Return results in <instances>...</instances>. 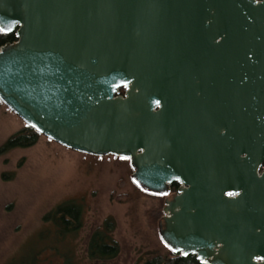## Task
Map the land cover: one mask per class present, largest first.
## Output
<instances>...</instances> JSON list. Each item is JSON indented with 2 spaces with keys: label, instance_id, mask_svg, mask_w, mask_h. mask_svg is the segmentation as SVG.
Listing matches in <instances>:
<instances>
[{
  "label": "water",
  "instance_id": "water-1",
  "mask_svg": "<svg viewBox=\"0 0 264 264\" xmlns=\"http://www.w3.org/2000/svg\"><path fill=\"white\" fill-rule=\"evenodd\" d=\"M0 30L17 36L0 46L12 112L129 158L137 185L169 194L175 253L264 264V0H0Z\"/></svg>",
  "mask_w": 264,
  "mask_h": 264
},
{
  "label": "rangeland",
  "instance_id": "rangeland-1",
  "mask_svg": "<svg viewBox=\"0 0 264 264\" xmlns=\"http://www.w3.org/2000/svg\"><path fill=\"white\" fill-rule=\"evenodd\" d=\"M25 125L0 101V146ZM133 171L121 157L74 151L45 136L33 146L0 155V264L19 263L30 251L37 252L38 263L58 260L59 254L44 248L39 236L48 227L44 216L71 199L83 206V245L95 227L112 217L121 246L117 264H136L147 252L160 249L157 227L146 213L160 200L136 188Z\"/></svg>",
  "mask_w": 264,
  "mask_h": 264
},
{
  "label": "trees",
  "instance_id": "trees-1",
  "mask_svg": "<svg viewBox=\"0 0 264 264\" xmlns=\"http://www.w3.org/2000/svg\"><path fill=\"white\" fill-rule=\"evenodd\" d=\"M17 40L16 32L5 33L0 30V46ZM124 89L121 90L123 94ZM42 134L35 128L25 125L13 133L1 146L0 155L16 148H27L36 144ZM130 161L129 158L121 157ZM132 167V166H131ZM4 178L11 179L13 174H4ZM132 183L144 195L155 197L160 200L157 207L149 209L148 222L157 227L159 233V219L164 214L163 202L169 194L159 195L149 192L137 185L133 178ZM178 184H173L171 192H176ZM83 206L74 199L64 201L44 216L48 227L40 232L39 239L44 243V248H52L59 254L58 260H50L48 263H38L34 258L37 252L30 251L27 259L15 264H117L121 246L115 236L116 223L112 217L107 218L101 225L95 227L88 235L84 245L80 243V229L83 227ZM162 247L144 254L136 264H202L195 255L182 256L171 250L161 239ZM60 245H64L62 250ZM40 249V248H39ZM14 264V263H13Z\"/></svg>",
  "mask_w": 264,
  "mask_h": 264
},
{
  "label": "flooded vegetation",
  "instance_id": "flooded-vegetation-1",
  "mask_svg": "<svg viewBox=\"0 0 264 264\" xmlns=\"http://www.w3.org/2000/svg\"><path fill=\"white\" fill-rule=\"evenodd\" d=\"M175 184V183H174ZM178 184V188H179V186H180V184L179 183H177ZM173 186V185H172ZM172 188V187H171ZM178 190V189H177Z\"/></svg>",
  "mask_w": 264,
  "mask_h": 264
}]
</instances>
